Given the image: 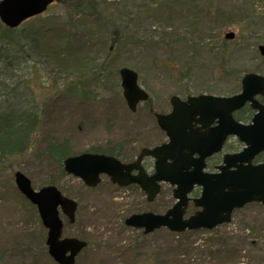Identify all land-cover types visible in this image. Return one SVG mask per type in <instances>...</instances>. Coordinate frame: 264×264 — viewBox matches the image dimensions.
Wrapping results in <instances>:
<instances>
[{"label":"rangeland","instance_id":"obj_1","mask_svg":"<svg viewBox=\"0 0 264 264\" xmlns=\"http://www.w3.org/2000/svg\"><path fill=\"white\" fill-rule=\"evenodd\" d=\"M235 1L57 0L22 26L34 28L47 44L55 36L69 35L70 49L81 51L85 64L93 57L98 66L94 75L103 68L113 74L122 67L136 68L150 100L132 114L121 97L118 77L104 79L103 72L100 81L83 83L78 94H70L68 87L80 84L75 78L80 72L60 71L43 57L24 65L18 80L25 82L17 85L32 97L43 120L32 149L0 174V264H55L47 255L46 231L35 209L15 188L17 171L34 190L51 181L77 201L76 222L64 221L63 230L64 236L88 242L76 264H227L226 255L235 257L230 264H264V213L258 208L238 210L230 223L186 232L182 238L166 229L145 236L123 226L134 208L129 204L164 213L174 204L172 188L162 185L148 207L139 191L119 190L106 178L95 189L85 188L45 155L49 143L66 141L72 154L117 148L114 153L133 161L142 147L166 140L153 113H168L172 95L230 96L240 92L244 75L264 77V58L257 51L264 44V0H255L252 20H243L239 13L245 1ZM91 8L97 14L88 12ZM229 32H234L233 40H225ZM148 165L151 170L152 163Z\"/></svg>","mask_w":264,"mask_h":264},{"label":"water","instance_id":"obj_2","mask_svg":"<svg viewBox=\"0 0 264 264\" xmlns=\"http://www.w3.org/2000/svg\"><path fill=\"white\" fill-rule=\"evenodd\" d=\"M54 1L0 0V22L8 29H15L24 21L45 12ZM233 38V33L225 35L227 40ZM258 51L264 56L263 45L258 47ZM119 77L126 105L131 112H135L137 105L146 101L148 95L138 86V76L133 70L122 68ZM241 85V93L231 97L200 95L181 101L172 96L171 112L168 115H155L157 126L166 134L168 142L152 149H142L130 164H122L110 156L83 153L66 158L63 171L90 188L100 183V175L108 176L111 183L119 187L136 184L145 193L148 202L153 201L159 193V183L175 186L173 198L176 203L165 214L146 212L131 215L124 221L127 227L142 229L144 234L160 228L174 233L211 230L219 224L228 223L234 208H241L253 201L264 205V165L250 168L243 165L249 157L264 150V107L254 100L255 96L264 95V78L247 74ZM247 102L258 112L252 124L244 126L236 123L231 114ZM211 117L226 121H219L218 127L213 129L217 137H199L192 124L205 128L208 126L205 121ZM227 135L237 137L247 147L240 153L226 155L219 174L204 173L205 157L218 152ZM147 156L155 160L151 176L141 167L142 158ZM132 171L137 174L132 175ZM14 183L19 193L36 207L41 223L47 230L45 245L48 255L57 264H74L75 257L86 243L74 238H60L63 225L59 212L73 223L76 203L64 197L53 185L34 190L29 179L20 172L14 174ZM194 186L202 188L201 197L193 200L194 205L201 207L202 211L183 219L188 204L187 194Z\"/></svg>","mask_w":264,"mask_h":264},{"label":"trees","instance_id":"obj_3","mask_svg":"<svg viewBox=\"0 0 264 264\" xmlns=\"http://www.w3.org/2000/svg\"><path fill=\"white\" fill-rule=\"evenodd\" d=\"M239 1L240 0H237L235 2ZM244 1L245 3H243V5L245 10H241L239 13L243 12L241 15L245 18L243 20L247 18H251L252 20V18L255 17L254 6L256 1ZM91 10L92 11L88 12L97 14L93 8H91ZM37 18L39 17L33 19ZM28 21L24 24L28 23ZM22 26L18 29L10 30L0 23V174L4 173L10 167L13 163L12 161L22 158V155L32 149L33 143L37 139L38 133L41 131L43 116L40 108L38 109L34 106L32 97L28 94H23L17 85L25 82L24 79L18 80V75H20V71L24 69L25 64H34L39 61L40 57H43L46 64L49 66L50 64H56V66H59L60 71L63 70L67 73H72L71 71L80 72L76 75L77 77H75L80 84L73 83L68 87L71 91L70 94H78L79 86H83V83L100 81L103 72H105L104 79H106L108 75L109 77L112 75L117 77V72L113 74L111 68H103L102 72H100L101 74L98 73L94 75V70H96L98 66L94 64L93 57H89V62L85 64L82 58L83 53L79 50L70 49V44L72 43L69 39V35L63 34L58 38L55 36L56 39L53 40L51 44H47V42H42L41 35L34 28L29 30L27 27ZM25 26H27V24ZM116 27L115 24L112 28L114 32L116 31ZM125 27L126 26H124L123 29ZM80 39H83L82 35H80ZM82 47L85 46L82 45ZM135 69L136 68H134V70ZM8 81L13 83V85L11 86L8 84ZM100 83H102V81ZM116 149L117 148L109 152L97 149H90L88 151L117 157V154L113 152ZM45 155L52 163L57 165L59 171L62 173V161L64 158L72 155V152L69 150L66 141L63 143L51 142L47 146ZM46 184L53 183L48 181ZM64 194L69 196L67 193ZM138 205L140 204L137 202L129 204V206H133L134 208L132 211H128V215L146 210H140ZM146 206L149 207L151 205L146 204ZM182 235L183 234L175 236H177V238H182ZM234 258V255H231L230 258L226 255L225 262L230 264Z\"/></svg>","mask_w":264,"mask_h":264},{"label":"flooded vegetation","instance_id":"obj_4","mask_svg":"<svg viewBox=\"0 0 264 264\" xmlns=\"http://www.w3.org/2000/svg\"><path fill=\"white\" fill-rule=\"evenodd\" d=\"M258 101L264 105V97H258ZM254 111H252L249 108V105H245L244 107H242L241 109L235 111L232 113V119L240 124L243 125H248L252 122V118L254 116ZM210 119V121H209ZM207 118V120L205 121L206 123H208L207 127H202L200 124H192V127L196 129V133L199 137H202L203 135L207 136L209 138L214 136L217 137V132H213V129H215L216 127H218L219 125V121L225 122V119L219 120L217 117L215 118ZM215 133V134H213ZM166 139V138H165ZM167 142V139L164 141ZM163 142V143H164ZM244 148V145L237 140L235 137L227 135L221 145V149L218 152L212 153L211 155H208L207 157H205L204 159V173H208V174H219L220 173V168L223 165V160L224 157L226 155H232V154H236L239 153L240 151H242ZM148 162L153 163L152 159L150 158H145L143 159V165L145 166L146 171L148 172V174H151V170H149V165ZM146 164V165H145ZM244 166H248L250 167H259L264 165V150H260L257 153H255L252 157H249L248 160L243 163ZM229 170H234V168H230ZM133 188H137L139 190V188L137 186L132 185ZM162 190V185L160 188V191ZM202 194V188L200 186H196L192 189V191L188 194L189 197V201H188V205L186 208V215L187 212H192V214H194L195 212H198L201 210V207H194L192 200L193 199H199L201 197ZM253 206L254 208H258L259 212H263L264 213V205L260 202H250V203H246L245 205H243L241 208H234L230 214V219H232L233 214L241 209H245V208H249ZM231 221V220H230ZM222 226V225H220ZM219 227V226H218ZM217 228V227H216Z\"/></svg>","mask_w":264,"mask_h":264}]
</instances>
